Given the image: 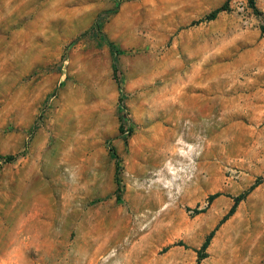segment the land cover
<instances>
[{
  "label": "rangeland",
  "instance_id": "rangeland-1",
  "mask_svg": "<svg viewBox=\"0 0 264 264\" xmlns=\"http://www.w3.org/2000/svg\"><path fill=\"white\" fill-rule=\"evenodd\" d=\"M254 4L0 0V264H264Z\"/></svg>",
  "mask_w": 264,
  "mask_h": 264
},
{
  "label": "trees",
  "instance_id": "trees-1",
  "mask_svg": "<svg viewBox=\"0 0 264 264\" xmlns=\"http://www.w3.org/2000/svg\"><path fill=\"white\" fill-rule=\"evenodd\" d=\"M248 1V5L249 7H251L254 11H257L256 10V7H255V4H254V0H247ZM227 9V4H226V1L223 2L220 6L214 8L213 10H211L208 14H206L204 16V19H212L215 17V15L217 14L218 11L220 10H225ZM260 28V32H264V24H261L259 26ZM108 47H109V50L110 52L112 53L113 51V45L111 42H108ZM115 82L117 83V88L118 90L120 91V86H119V83L117 81V79L115 78ZM118 109L121 110L123 108L122 106V102H121V94L118 95ZM123 114L121 115V119H123ZM119 131H122V125H119L118 127ZM1 158H3L4 160H11L13 158V156L11 154H7V155H0ZM117 170H118V164L116 163L115 164V170H114V174H115V180H116V183L118 184V179L116 178V174H117ZM262 178L258 177L256 178L252 184H250L246 189H244L243 191H241L240 193L236 194L235 196L232 197V204L230 206V208L227 210V212L220 218V220L218 221V223L214 226L213 229H211L203 238L199 248L196 250V264H199V261L200 259H202L204 256H205V252L204 250L206 249L212 235H213V232H214V229L216 228V226L218 224H220L224 219H226L229 215H231L234 210H235V207L237 205V203L244 198V196L250 191L252 190L257 184L260 183ZM118 189V186L117 188ZM217 195H219V192H214L212 194L209 195V199H212L214 197H216Z\"/></svg>",
  "mask_w": 264,
  "mask_h": 264
},
{
  "label": "bare ground",
  "instance_id": "bare-ground-1",
  "mask_svg": "<svg viewBox=\"0 0 264 264\" xmlns=\"http://www.w3.org/2000/svg\"><path fill=\"white\" fill-rule=\"evenodd\" d=\"M165 182V181H164ZM112 240H113V238H112Z\"/></svg>",
  "mask_w": 264,
  "mask_h": 264
}]
</instances>
